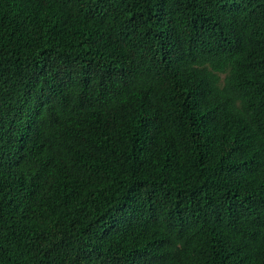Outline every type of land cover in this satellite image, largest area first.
Returning <instances> with one entry per match:
<instances>
[{
    "label": "trees",
    "instance_id": "obj_1",
    "mask_svg": "<svg viewBox=\"0 0 264 264\" xmlns=\"http://www.w3.org/2000/svg\"><path fill=\"white\" fill-rule=\"evenodd\" d=\"M0 264H264V0H0Z\"/></svg>",
    "mask_w": 264,
    "mask_h": 264
}]
</instances>
